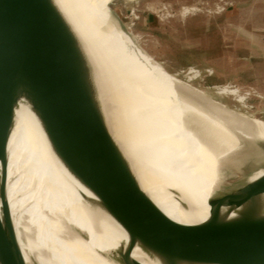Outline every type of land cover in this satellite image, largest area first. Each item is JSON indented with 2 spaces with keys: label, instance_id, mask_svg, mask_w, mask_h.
I'll use <instances>...</instances> for the list:
<instances>
[{
  "label": "water",
  "instance_id": "1",
  "mask_svg": "<svg viewBox=\"0 0 264 264\" xmlns=\"http://www.w3.org/2000/svg\"><path fill=\"white\" fill-rule=\"evenodd\" d=\"M21 103L29 105L54 156L127 236L115 250L99 253L108 264H264V175L234 183L225 180L230 172H220L206 222L169 218L113 138L92 66L54 0H0V264H27L8 198V149ZM254 158L232 166L255 174L264 161ZM172 194L188 212L179 192ZM83 201L86 212L94 211L91 200ZM71 232L89 240L80 229Z\"/></svg>",
  "mask_w": 264,
  "mask_h": 264
},
{
  "label": "bare ground",
  "instance_id": "2",
  "mask_svg": "<svg viewBox=\"0 0 264 264\" xmlns=\"http://www.w3.org/2000/svg\"><path fill=\"white\" fill-rule=\"evenodd\" d=\"M54 1L89 59L113 138L143 190L169 218L185 225L206 222L220 172L238 174L247 183L264 175V169L248 176L232 166L248 156L264 159V145L228 138L232 136L169 100L148 78L128 44L108 26L104 9L115 0ZM8 150V198L27 264H108L99 253L115 250L127 236L54 156L25 103L17 108ZM172 191L179 192L188 212ZM83 198L94 204L93 214L84 210ZM71 228L89 240L83 242ZM134 257L144 262L140 253Z\"/></svg>",
  "mask_w": 264,
  "mask_h": 264
},
{
  "label": "rangeland",
  "instance_id": "3",
  "mask_svg": "<svg viewBox=\"0 0 264 264\" xmlns=\"http://www.w3.org/2000/svg\"><path fill=\"white\" fill-rule=\"evenodd\" d=\"M104 15L169 100L228 138L264 145V0H115Z\"/></svg>",
  "mask_w": 264,
  "mask_h": 264
},
{
  "label": "crops",
  "instance_id": "4",
  "mask_svg": "<svg viewBox=\"0 0 264 264\" xmlns=\"http://www.w3.org/2000/svg\"><path fill=\"white\" fill-rule=\"evenodd\" d=\"M262 31H264V30H262ZM260 45H261V47H264V37H263V36L260 37ZM263 49H264V48H263ZM263 52H264V50H263ZM226 109H227L229 112L232 111V110L228 109L227 107H226ZM232 112H234V111H232ZM241 116H243L245 119L256 120V119L249 118L248 116H245V115H241ZM256 121H258V120H256ZM262 123H263V122H262Z\"/></svg>",
  "mask_w": 264,
  "mask_h": 264
}]
</instances>
